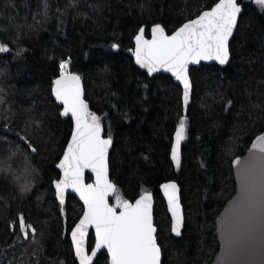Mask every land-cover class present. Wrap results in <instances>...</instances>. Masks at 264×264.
<instances>
[{"label": "trees", "instance_id": "obj_1", "mask_svg": "<svg viewBox=\"0 0 264 264\" xmlns=\"http://www.w3.org/2000/svg\"><path fill=\"white\" fill-rule=\"evenodd\" d=\"M216 1L47 0L45 16L44 0H0V42L10 48L0 53V161H7L0 166H10L0 171V264H77L69 231L82 206L73 195L61 206L52 188L72 130L51 92L62 61L80 75L90 111L112 137L114 195L133 200L153 192L161 264L211 263L218 248L215 219L235 187L231 161L264 127V9L239 0L230 61L190 68L186 116L179 85L165 74L148 76L125 50L141 26L146 35L156 23L171 33ZM181 117L187 132L174 166L170 148ZM25 168L30 176H20ZM25 179L31 187L22 192ZM171 179L184 209L180 237L170 233L158 190ZM21 214L36 229L27 237L18 227ZM94 264H108L105 250Z\"/></svg>", "mask_w": 264, "mask_h": 264}, {"label": "snow or ice", "instance_id": "obj_2", "mask_svg": "<svg viewBox=\"0 0 264 264\" xmlns=\"http://www.w3.org/2000/svg\"><path fill=\"white\" fill-rule=\"evenodd\" d=\"M255 4L264 9V0H255ZM48 6L47 0H44L45 16ZM241 11L237 0H218L214 6H207V10L185 22L171 35L162 25L155 24L151 28L152 38L149 40L145 38V29L141 27L135 36V62L148 73L165 69L182 81L183 100L187 105L191 87L189 64L199 63L201 60L228 63L229 39L237 26V17ZM9 51V45L0 42V53ZM22 52L21 49L16 55H21ZM68 69L69 62L62 61L59 65V76L53 81L51 89L55 100L63 106V115L68 117L70 114L74 120L71 139L58 165L63 170V175L54 181V187L61 204L65 201L68 189L79 193L83 201L82 216L70 230L75 256L78 257L79 264H93L97 252L106 248L111 256V264H161L162 250L157 242V229L152 218V194L145 191L134 203L115 195V203H109V196L117 192L116 184L109 178V148L113 143L112 137H104L103 118L90 111L84 98L80 75ZM186 132L187 118L181 117L172 148V158L177 165L180 164V145ZM258 139L262 144L261 153L264 154V135ZM30 144L27 141L26 146ZM31 151H35V148H31ZM235 163L240 164L239 159ZM0 165H7V161H0ZM9 167L0 166V171H8ZM86 169H91L95 174L93 183L85 182ZM30 175L27 168L20 174ZM20 176L14 178L19 181ZM30 187L27 179L20 184L22 192L28 191ZM163 188L175 221L172 231L179 235L183 216L177 185L167 183ZM241 195L247 204L249 226L253 233L257 225L259 226L261 264H264V155L261 158L259 184L251 165L246 166L242 172ZM18 227L25 237L29 234V228L33 233L36 232L34 227L26 223L22 214L19 215ZM90 227L95 229V246L91 248V254L87 244ZM225 246L231 253L230 240L226 241Z\"/></svg>", "mask_w": 264, "mask_h": 264}, {"label": "water", "instance_id": "obj_3", "mask_svg": "<svg viewBox=\"0 0 264 264\" xmlns=\"http://www.w3.org/2000/svg\"><path fill=\"white\" fill-rule=\"evenodd\" d=\"M217 2H218V0L215 3H217ZM237 3L240 4L241 9L243 11L242 3L239 0H237ZM214 4H213V6H214ZM204 10H207V8L204 9ZM204 10H202V11H204ZM242 11H241V13H242ZM241 13L238 14L237 24H238V21H239ZM195 17H193V18H195ZM193 18H191V19H193ZM187 21L188 20L184 21L180 26H182ZM156 24H158V23H156ZM154 25L155 24H153L149 28L148 35H146L145 26L144 25L141 26V27H143L145 29V38L146 39L150 40L152 38L151 28ZM179 27H177L176 29H178ZM236 27L233 30V35L235 33ZM139 29H138V31H139ZM138 31H137V33H138ZM137 33L134 35V37L132 39L133 46L131 48L126 49L125 53L127 55L131 56L135 66H137L141 71L145 72L148 76L151 77V76L157 75V74H165V75L170 76L173 79V81L177 85H179V87L181 89V107H182V113H183L184 116H186V114H187L188 106H189V104L191 102V95H192V80H191L190 73H189L190 68L191 67H196L197 68L201 64H206V65L216 64L219 67H224L230 61V58H229V61L226 64H220L216 60H201L199 63H190L189 66H188V73H189V79H190L191 87H190V90H189V100H188L187 105H185L184 104V100H183L184 85H183L182 81L177 80L175 78V76L171 72H168L165 69H160L159 71L154 72V73H148L146 69H144V68L140 67L138 64H136L135 56H134V50H135V36L137 35ZM171 33H168V34L171 35ZM233 35L229 39V46H230V42L232 40ZM114 48L116 49L117 47H114ZM229 52H230V48H229ZM230 57H231V53H230ZM70 72H72V71H70ZM72 73H75V72H72ZM75 74H77V73H75ZM56 78H54V80ZM81 85H82V88L84 90V85H83L82 79H81ZM52 86H53V83H52ZM51 89H52V87H51ZM52 96H53V98L55 100V97H54L53 94H52ZM84 98H85V91H84ZM56 103L61 107V113L63 115V106H62V104L59 101H56ZM69 117L71 118L70 114H69ZM71 120H72V130H71V134H72V131L74 130V120L72 118H71ZM175 131H176V129H175ZM175 131L173 132V135H172V144H171V148H170V160H171V162H172V164L174 166H178L176 164V161L172 158V148H173V146L175 144ZM71 134H70V137L68 139V142L71 139ZM103 135H104L105 138L108 137V136L105 135L104 131H103ZM262 135H264V127H263V130L260 133H258L252 139V141L250 142V144H249L248 148L246 149V151L242 155L234 157L232 159V161H231L232 175H233L234 186H235L234 187V192L231 195V197L225 202V204L223 205V207L221 208V210L219 211V213H218V215H217V217L215 219V234H216V240H217L218 248H217V251H216V253H215V255H214V257H213V259H212L210 264H224L225 261H227V264H261L262 257H261V245H260V230H259V226L257 225L256 231L253 233V231L251 230V228L249 226L247 204H246L245 200L243 199V197L241 195V175H242V172L244 171L245 167L251 165L252 166L253 175L256 178L257 184H259V179H260V175H261V158H262V155H264V154L261 153L262 144H261V142L259 141L258 138L260 136H262ZM183 141H181L179 156L181 155V147H182ZM67 143H66V145L64 147V150H63V152L61 154V157L59 158L58 162L56 163V168H57V170L59 172L58 178L62 177V175H63V170L60 169L58 167V165L60 163V160L63 157L64 151L67 148ZM112 145H113V143H112ZM112 145L109 148V156H110V152L112 150ZM237 159H239L240 164H236L235 163V161ZM84 175H85V182L86 183H93L94 182L95 174L91 171V169H86ZM86 175H90L91 176V180L90 181L86 180ZM109 178H110V174H109ZM55 180L56 179H54L53 182H52V188H53V191H54V197H55L56 201L61 206H63L66 203V201H67V197L69 195H73L74 197H76V199L81 204L82 212H83V201L80 198L79 193L75 192L72 189H68L66 191V193H65V201H64L63 204L60 203L59 198H58V196L56 194L55 187H54V181ZM167 183H175L177 185V190H178L177 191V195L179 197V202H180V206H181V214L183 216V224H182L181 231H180L179 235H177L175 232L172 231V228L174 227L175 221H174V217L172 216V212H171V209H170L169 204H168V198L165 195L164 188H163V185L167 184ZM158 190H159L160 196L162 197V199H163V201L165 203L167 214H168V216L170 218V233L173 236H175V237H180L181 233H182L183 226H184V209H183V204L181 202L180 186H179V184H178V182L176 180L171 179V180H167V181L161 182L158 185ZM144 192H142L140 195H142ZM147 192H150L152 194V218H153V225L157 229V227H156V225L154 223V203H155L154 195H153L152 191H147ZM113 196H114V194L109 196V203H111L110 199ZM139 196H137L135 199L139 198ZM135 199L130 200V201H132L134 203ZM82 212H81L78 220L75 223H78L80 217L82 216ZM91 234L93 236V244H92L91 248H94V246H95V229H94V227H90L89 230H88L87 244H88V241H89V236ZM155 235H156V238H157V231H156ZM69 239H70V243H71L74 259L76 260L77 264H79V259H78V257L75 256L74 245L72 244V241H71V231H69ZM228 240L231 241V245H232L231 253H229V251L226 249V246H225L226 245V241H228ZM91 248H89V254H91ZM104 250L107 252V255H108V264H111V256H110V253H108L106 248L100 249L97 252L96 256L93 258V264H94L97 256L99 255V253H101ZM161 261H162V255H161Z\"/></svg>", "mask_w": 264, "mask_h": 264}, {"label": "rangeland", "instance_id": "obj_4", "mask_svg": "<svg viewBox=\"0 0 264 264\" xmlns=\"http://www.w3.org/2000/svg\"><path fill=\"white\" fill-rule=\"evenodd\" d=\"M118 195V194H117ZM112 203H115V195L112 197Z\"/></svg>", "mask_w": 264, "mask_h": 264}]
</instances>
